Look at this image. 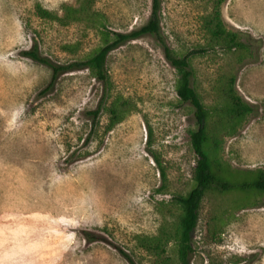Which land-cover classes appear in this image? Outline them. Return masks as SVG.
<instances>
[{
    "label": "rangeland",
    "instance_id": "374dc122",
    "mask_svg": "<svg viewBox=\"0 0 264 264\" xmlns=\"http://www.w3.org/2000/svg\"><path fill=\"white\" fill-rule=\"evenodd\" d=\"M78 4L0 0V264H130L117 249L135 264H161L137 241L171 228L179 213L172 197L192 184V111L179 102L176 73L150 36L107 56L105 106L117 99L129 111L112 127L105 108L93 123L88 115L103 87L87 70L66 72L43 92L51 71L24 51L36 45L57 64L82 61L102 45L101 31L138 29L151 10V0H93L88 17L64 24L36 12L61 16L63 6ZM216 13L224 29L250 43L253 57L238 62L210 45L205 21ZM159 24L168 46L190 55L207 108L221 101L232 69L235 90L254 110L223 138L222 156L236 169L264 168V0H161ZM223 204L203 199L190 264H264V199L227 213L214 238L206 226Z\"/></svg>",
    "mask_w": 264,
    "mask_h": 264
},
{
    "label": "trees",
    "instance_id": "16d2710c",
    "mask_svg": "<svg viewBox=\"0 0 264 264\" xmlns=\"http://www.w3.org/2000/svg\"><path fill=\"white\" fill-rule=\"evenodd\" d=\"M92 1L79 0L77 7L63 6L61 16L40 7H36V12L40 18L56 20L64 24L88 17ZM160 5L161 0H151L149 18L138 29L126 33L101 31L102 45L82 61L66 65L57 64L42 56L36 45L22 54L50 69V80L43 92L51 90L62 74L87 70L91 78L103 87V95L96 109L90 111L88 115L93 123L100 110L105 108L109 116L110 128L121 121L129 111L127 104L117 99H114L108 107L105 106L110 83L106 68L108 54L123 44L141 37L150 36L155 40L165 61L176 73L174 90L179 102L187 104L192 111L195 129L189 131V145L195 155V162L189 190L172 197V202L178 207L179 213L171 228H165V230L163 228L153 237H139L137 242L142 250L154 257L155 262L190 264L194 253L191 236L198 224L203 199L212 195L224 200L223 206L216 205L212 208L206 226V233L218 238L227 213L255 207L264 199V168L236 169L223 158V138L234 135L237 128L252 114L254 108L235 90L236 77L232 69L223 75L221 101L211 109L205 106L200 94L193 86L194 74L190 55L177 54L165 40L159 24ZM205 29L210 37V45H217L227 53H231L238 62H242L247 55L254 56L248 41L244 40L238 32H229L224 29L218 13L205 21ZM161 173L164 178V173L162 171ZM87 239L96 241L98 237L89 235ZM169 243L172 244L171 256L167 255ZM117 250L130 264H135L124 251Z\"/></svg>",
    "mask_w": 264,
    "mask_h": 264
}]
</instances>
